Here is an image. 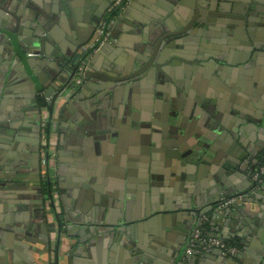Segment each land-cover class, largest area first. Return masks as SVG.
<instances>
[{
    "label": "crops",
    "instance_id": "crops-1",
    "mask_svg": "<svg viewBox=\"0 0 264 264\" xmlns=\"http://www.w3.org/2000/svg\"><path fill=\"white\" fill-rule=\"evenodd\" d=\"M114 1L0 0V264H226L184 256L202 218L206 235L239 242L236 264H264L251 174L264 154V0H133L76 86L70 67ZM193 16L202 28L179 49L198 65L162 63L158 78L161 38ZM48 137L61 226L43 192Z\"/></svg>",
    "mask_w": 264,
    "mask_h": 264
},
{
    "label": "built area",
    "instance_id": "built-area-1",
    "mask_svg": "<svg viewBox=\"0 0 264 264\" xmlns=\"http://www.w3.org/2000/svg\"><path fill=\"white\" fill-rule=\"evenodd\" d=\"M132 0H116L114 3L115 7H118L121 11V14L124 9L131 3ZM120 16V15H119ZM107 36L106 23L100 21L98 28L92 38V41L89 44L87 50H90L91 53L96 52L101 45L104 43ZM28 57H39L38 52H29L27 53ZM86 65V64H85ZM85 65L79 66L76 71L72 81L73 84L79 86L82 84V74L85 71ZM49 120L41 122L42 130L46 128ZM44 147H48L45 152V159L43 163V174L44 177L50 182L51 186V195L50 200L53 207L54 214L56 216L57 222L60 214V206L58 203V191H57V181H56V158H57V149L55 143L49 140V137L44 142ZM253 182L255 183L253 189L258 191L259 189L264 188V166L258 168L254 174H252ZM240 206V203L237 202L234 198L224 199L218 204L219 208H229L230 210L236 209ZM207 222V218H202L201 225L193 232L191 240L188 244V247L185 249V253L188 256L200 257L206 253L219 252L218 256L222 258L237 259L241 250L235 246H232L226 242L224 239L214 236L202 235V227ZM228 240V239H226Z\"/></svg>",
    "mask_w": 264,
    "mask_h": 264
},
{
    "label": "flooded vegetation",
    "instance_id": "flooded-vegetation-1",
    "mask_svg": "<svg viewBox=\"0 0 264 264\" xmlns=\"http://www.w3.org/2000/svg\"><path fill=\"white\" fill-rule=\"evenodd\" d=\"M116 1V0H115ZM115 1L113 2V4L109 7V10H108V12L111 10V9H113V8H116L115 6H114V3H115ZM133 1V0H132ZM132 1H131V3H132ZM130 3V4H131ZM129 4V5H130ZM129 5L124 9V11L129 7ZM124 11L121 13V14H118V15H115V16H113L109 21H106L105 20V16L106 15H104V18L102 17L100 20H99V22H98V24L100 23V21H104L105 23H106V31H107V28L108 27H110V26H112L113 24H115L116 23V21L118 20V19H120L121 18V16L123 15V13H124ZM120 15V16H119ZM194 20V22L191 24V22ZM199 21H200V19L198 18V17H195V16H193L190 20H189V22H187V24H186V26H184V27H182L179 31H176V32H172V33H166V34H164L163 35V37L161 38L162 40H161V42H165L166 44H165V46H164V48H163V51H166V52H168L169 54V57L168 58H166L165 59V62H161L160 64L158 63V64H156V66L158 65L159 66V68H157V70L155 71L156 72V74H155V76H157L158 77V75H160V76H162L163 78H166V79H169V74L163 69V64L162 63H165V64H169L170 62H172L175 66H177V65H181V64H184V65H186V64H188V65H190V66H194V65H198V60H196V59H193L192 57H186V56H183L182 54H181V51H180V49L179 48H181V44L183 43V39H184V37H187V36H189L191 33L193 34V35H195L196 36V38H197V36H198V32H199V29H201L202 27L200 26V24H199ZM98 24L96 25V29H95V31L93 32V36H94V34H95V32H96V30H97V28H98ZM191 24V25H190ZM190 25V27L188 28V26ZM166 35H169L168 37H166V38H164V36H166ZM192 36V35H191ZM160 40V39H159ZM157 44V43H156ZM99 50V49H98ZM97 50V51H98ZM96 51V52H97ZM33 52H36V51H33ZM87 52L89 53V55L90 54H92L91 52H90V50H87ZM39 53V52H38ZM40 57V56H39ZM89 57V56H88ZM196 62V63H195ZM177 67H179V66H177ZM173 70H175V69H173ZM159 78V77H158ZM200 106H201V108L202 109H204L205 111H209V108L207 107V106H205L204 104H199ZM209 113V112H208ZM50 124V123H49ZM204 157V156H203ZM56 160H57V158H56ZM251 174H254V172H252ZM44 180L46 181L47 179L44 177ZM223 201V200H222ZM61 219V218H60ZM58 221H59V219H58ZM60 222H61V220H60ZM59 222V223H60ZM207 222H209V220L207 219ZM62 224H60V226H61ZM228 240H231V239H228ZM211 253H213V252H211ZM211 253H207L208 255H204L203 257L205 258V259H208V258H210V256L209 255H211ZM241 254H242V249H241ZM240 254V255H241ZM184 256L186 257V258H188V260H191L190 259V257L188 256V255H186V253H185V250H184ZM240 257V256H239ZM239 257L237 258V259H234V260H236V262H238V259H239ZM196 258H198V257H196ZM223 262L224 263H226L224 260H223Z\"/></svg>",
    "mask_w": 264,
    "mask_h": 264
},
{
    "label": "trees",
    "instance_id": "trees-1",
    "mask_svg": "<svg viewBox=\"0 0 264 264\" xmlns=\"http://www.w3.org/2000/svg\"><path fill=\"white\" fill-rule=\"evenodd\" d=\"M120 11L121 10L118 7L111 9L106 14L105 20L109 21L113 16L118 15L120 13ZM87 55H88V52L84 54V56H83L84 58H82L81 60L85 61V58L87 57ZM79 65H80V61H78L76 64H74L72 67H70L69 71L70 72L76 71L77 68L79 67ZM50 131H51V125L48 123V125L46 126V128L44 130V133L47 135V134L50 133ZM261 166H264V154L259 158L258 164L253 168L252 172H256L258 170V168L261 167ZM43 192H44V194H45V196L47 198L50 197V195H51V186H50V182L48 180H46V181L44 180V182H43ZM58 219H59V222H60V220H61L60 216L58 217ZM208 227H209V222H206L203 225V227H202V235H206V233L208 232V229H209ZM223 241L228 243V244H230V245H232V246H235V247L239 248L240 250L242 249L240 244H239V242L236 241V240H226V239H224Z\"/></svg>",
    "mask_w": 264,
    "mask_h": 264
},
{
    "label": "water",
    "instance_id": "water-1",
    "mask_svg": "<svg viewBox=\"0 0 264 264\" xmlns=\"http://www.w3.org/2000/svg\"><path fill=\"white\" fill-rule=\"evenodd\" d=\"M196 2V1H195ZM103 17V15L102 16H100L98 19L96 18L95 19V23L96 24H98V22H99V20L101 19ZM194 22V20L191 22V24ZM190 24V25H191ZM190 25L188 26V28L190 27ZM169 35H166V36H164V38H166V37H168ZM87 52V49H85L84 50V53H86ZM28 57V56H27ZM29 58H35V57H29ZM16 60L18 61V63H20V61H19V58L18 57H16ZM78 61H80V65L79 66H82V65H85V64H87L86 63V60L85 61H83V60H81V59H79ZM196 63V62H195ZM157 68H159V66L157 65L156 66ZM79 68V67H78ZM78 68H77V70H78ZM76 70V71H77ZM76 71H73V72H70L69 73V79L70 80H72L73 79V77H74V75H75V73H76ZM91 74V72L90 71H84L83 72V74H82V79L84 78V77H86V76H88V75H90ZM67 91V88L65 87V88H63V89H61L60 90V92L57 94L59 97H61L65 92ZM49 93V92H48ZM46 94V96H49V94ZM203 145V147H207V144H205V143H203L202 144ZM255 185V183L253 182V186ZM247 195H249L250 197H254L252 194H250V193H247ZM223 211L226 213V214H230V209L229 208H224L223 209ZM211 236H214L213 234H211ZM214 253H216V254H219V252H214ZM190 257V259L191 260H196V257H194V256H189ZM221 260L220 261H222V260H224L225 262H226V264H236V260H234V259H229V258H222V257H219Z\"/></svg>",
    "mask_w": 264,
    "mask_h": 264
}]
</instances>
